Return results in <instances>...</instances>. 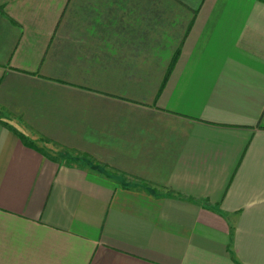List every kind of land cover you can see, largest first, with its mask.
Listing matches in <instances>:
<instances>
[{"label":"crops","instance_id":"obj_1","mask_svg":"<svg viewBox=\"0 0 264 264\" xmlns=\"http://www.w3.org/2000/svg\"><path fill=\"white\" fill-rule=\"evenodd\" d=\"M0 264H264V0H0Z\"/></svg>","mask_w":264,"mask_h":264},{"label":"trees","instance_id":"obj_2","mask_svg":"<svg viewBox=\"0 0 264 264\" xmlns=\"http://www.w3.org/2000/svg\"><path fill=\"white\" fill-rule=\"evenodd\" d=\"M0 122H2L4 125H6L7 127H10V128H12V125L9 123V122H7V121H5V120H2L1 118H0Z\"/></svg>","mask_w":264,"mask_h":264}]
</instances>
